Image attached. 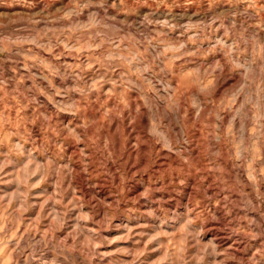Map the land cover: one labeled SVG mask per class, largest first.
I'll return each instance as SVG.
<instances>
[{"label":"rangeland","instance_id":"obj_1","mask_svg":"<svg viewBox=\"0 0 264 264\" xmlns=\"http://www.w3.org/2000/svg\"><path fill=\"white\" fill-rule=\"evenodd\" d=\"M0 264H264V0H0Z\"/></svg>","mask_w":264,"mask_h":264}]
</instances>
